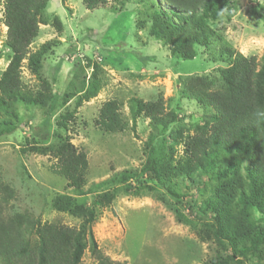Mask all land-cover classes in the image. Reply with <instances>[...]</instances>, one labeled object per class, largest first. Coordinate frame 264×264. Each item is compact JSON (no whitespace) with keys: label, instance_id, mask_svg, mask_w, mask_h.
Returning <instances> with one entry per match:
<instances>
[{"label":"rangeland","instance_id":"rangeland-1","mask_svg":"<svg viewBox=\"0 0 264 264\" xmlns=\"http://www.w3.org/2000/svg\"><path fill=\"white\" fill-rule=\"evenodd\" d=\"M3 2L0 77L11 56L5 46ZM229 2L231 14L207 25L224 46L262 63L264 0ZM155 10L167 8L160 0H108L89 11L81 0H48L40 13L38 35L20 68L24 93L39 103L17 102L13 116L0 109V123L15 125L11 135L0 137V182L15 194L6 209L9 215L26 213L42 223L77 229L86 213H92L96 249L113 263L207 264L224 257L225 250L212 225L196 220L188 205L195 202L206 217L219 213L228 233L236 226V239L247 243L252 227L239 217L253 204L244 202L257 185L245 174L244 164L220 157L189 164L183 175L172 177L170 187L185 197L181 205L156 187L147 164L178 171L187 159L185 140L196 135L211 114L183 98L180 88L193 78L217 77L228 61L217 59L218 42L208 49L195 47L192 60L171 55L161 35L151 36ZM44 45L39 72L34 74L28 56L41 52ZM132 98L144 103L161 100L164 113L175 116L174 122L163 127L135 116L130 110ZM110 100L117 102L126 125L121 133L102 131L96 125L100 108ZM66 139L86 155L82 193L50 171L53 160L48 150ZM262 139L258 136V141ZM221 184L236 189L227 210L219 208L215 194ZM262 194L258 209L249 207L245 213L255 227L264 224V190ZM75 208L83 214L75 213ZM89 247L87 242L80 264H98ZM236 261L264 264V249Z\"/></svg>","mask_w":264,"mask_h":264},{"label":"trees","instance_id":"trees-1","mask_svg":"<svg viewBox=\"0 0 264 264\" xmlns=\"http://www.w3.org/2000/svg\"><path fill=\"white\" fill-rule=\"evenodd\" d=\"M48 0H4L3 23L7 28L5 46L10 51L8 66L0 77V109L14 115L13 105L17 102L38 104V99L24 93L20 81L22 61L29 53V46L38 35L40 13ZM108 0H81L84 7L91 11L106 5ZM167 10L152 11L151 36L160 38L169 47L171 55L181 60H192L195 47L208 49L213 43H219L217 59L227 60L228 66L217 77L193 78L185 82L179 94L194 100L207 108L211 114L207 121L197 127L196 135L184 142V155L187 158L178 171L150 162L147 169L152 173L156 187L163 190L175 203L181 205L185 197L177 195L171 186L172 177L183 175L189 164H199L202 159L219 160L230 157L232 162L244 164L245 174L250 181L256 182L249 204L239 218L251 225L250 240L242 243L236 239V226L228 227L217 213L216 217H206L195 202L188 209L196 220L210 223L214 236L225 250V256L207 264H241L236 261L264 249V224L254 226V221L245 214L249 207L257 208L264 190V61L257 63L255 57L246 58L224 46L216 33L207 25V21L218 20L225 13L231 14L229 0H160ZM158 32V34L155 33ZM28 56V67L38 74L43 50ZM130 110L135 116L143 115L154 125L174 122L175 116L164 113L161 100L144 103L138 98L130 99ZM167 116L170 118L166 122ZM96 125L102 131L121 133L126 125L120 117L119 106L110 100L99 110ZM15 125L9 121L0 123V137L11 135ZM42 130L46 125H42ZM263 136L262 142L258 136ZM46 140L47 136L42 137ZM47 152V151H46ZM53 160L50 171L63 178L67 186L82 193L87 171L86 155L76 150L69 140H64L48 150ZM161 173V174H160ZM163 173V174H162ZM254 185V184H253ZM235 188L220 185L216 189V198L221 210H227L234 198ZM233 193V194H232ZM13 190L0 182V261L2 264H80L87 249L98 264H116L102 256L96 249L90 225L94 221L92 213H86L79 228H70L51 223H42L26 213L9 215L6 211L10 200L14 199ZM95 203L100 205V201ZM256 204V206H255ZM74 212L83 214L79 208ZM239 222H235L238 224ZM244 223V222H243ZM243 223L239 228H243ZM264 223V221H263Z\"/></svg>","mask_w":264,"mask_h":264}]
</instances>
